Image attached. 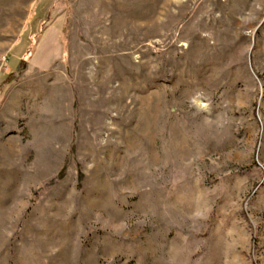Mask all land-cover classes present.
Returning <instances> with one entry per match:
<instances>
[{
    "label": "rangeland",
    "instance_id": "rangeland-1",
    "mask_svg": "<svg viewBox=\"0 0 264 264\" xmlns=\"http://www.w3.org/2000/svg\"><path fill=\"white\" fill-rule=\"evenodd\" d=\"M0 264H264V0H0Z\"/></svg>",
    "mask_w": 264,
    "mask_h": 264
},
{
    "label": "trees",
    "instance_id": "trees-1",
    "mask_svg": "<svg viewBox=\"0 0 264 264\" xmlns=\"http://www.w3.org/2000/svg\"><path fill=\"white\" fill-rule=\"evenodd\" d=\"M23 62V61H22Z\"/></svg>",
    "mask_w": 264,
    "mask_h": 264
}]
</instances>
